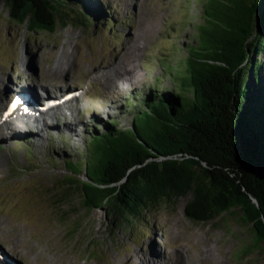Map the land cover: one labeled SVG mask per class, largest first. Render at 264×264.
<instances>
[{
	"label": "rangeland",
	"instance_id": "1",
	"mask_svg": "<svg viewBox=\"0 0 264 264\" xmlns=\"http://www.w3.org/2000/svg\"><path fill=\"white\" fill-rule=\"evenodd\" d=\"M80 1L96 7L99 16L89 25L59 21L55 32L31 30L28 21H14L9 7L0 4V120L21 86L46 83L42 87L53 95L56 83L80 96L70 103L73 113L66 118L0 131V244L11 251L8 256L18 264H138L130 254L152 250L150 264H164L160 259L167 256L176 261L179 251L189 264L193 259L199 264H264V243L251 247L253 231L238 210L196 222L186 214L191 197L186 195L126 222L109 214L108 207L88 210L77 190L59 195L71 174L66 160L82 159L93 133L104 132L109 120L129 127L147 88L156 82L160 89L173 86L204 22L205 0ZM65 47L74 59L72 68L52 74ZM127 53L137 77L111 86L94 78ZM167 65L172 76L164 70ZM75 178L85 180V173Z\"/></svg>",
	"mask_w": 264,
	"mask_h": 264
},
{
	"label": "trees",
	"instance_id": "2",
	"mask_svg": "<svg viewBox=\"0 0 264 264\" xmlns=\"http://www.w3.org/2000/svg\"><path fill=\"white\" fill-rule=\"evenodd\" d=\"M205 0L198 42L191 46L187 66L171 88L160 82L147 88L137 102L129 127L109 120L104 132L93 133L82 159L66 160L71 173L58 189L82 195L88 210L108 207L126 222L142 217L161 202L191 195L186 214L205 222L232 205H241V219L252 228L253 243H264V9L253 24L252 6L235 0ZM18 23L31 30L55 32L59 21L89 25L96 7L80 0H0ZM165 72L172 76L169 65ZM238 134L251 147L254 162L245 185L256 205L240 187L218 189L228 153H236ZM187 152L205 160H160ZM240 164V163H239ZM85 173V180L75 178ZM109 205L112 207L109 208Z\"/></svg>",
	"mask_w": 264,
	"mask_h": 264
},
{
	"label": "bare ground",
	"instance_id": "3",
	"mask_svg": "<svg viewBox=\"0 0 264 264\" xmlns=\"http://www.w3.org/2000/svg\"><path fill=\"white\" fill-rule=\"evenodd\" d=\"M137 32V31H136ZM135 34V33H134ZM137 33L136 35H138ZM135 35V36H136ZM135 39V38H134ZM133 40V39H132ZM139 41V39H135L134 42ZM133 42V43H134ZM136 43H134L135 45ZM139 46L137 45V48ZM129 50V49H128ZM119 58V57H118ZM114 61V60H113ZM72 62H74V59L72 58V54L69 52L68 48L65 47L59 54L58 57L56 58L54 65L52 66L50 72L52 74H56L60 72L61 74H66L68 73L71 68H72ZM21 65L25 67L24 61H21ZM111 65V64H110ZM127 73V74H126ZM138 75V70L136 69V65L133 63V57L131 54H125L121 56L117 61L115 60L113 62V66L110 69L100 71L98 72L97 75L94 76V78L101 79L103 81V84L105 86H111V85H116L118 82L121 84H126L131 78L137 77ZM63 76V75H62ZM101 81V82H102ZM60 83V82H59ZM51 84V83H50ZM53 84V83H52ZM61 84V83H60ZM43 86H47L46 83L43 84ZM41 85V87H42ZM1 87V86H0ZM21 89H24L31 95L30 99L24 102H16L15 105L21 108H31L34 112L32 115H28L26 113L24 114H15L12 112L7 118L1 117L0 120V131L5 130L6 128L11 129V130H18V129H33L35 126L37 127L39 124L44 121H48L50 119L56 118L58 116L66 118L68 114H72V101L77 100L79 97L78 95L74 94L73 97L65 99V101L60 102L59 105L47 109V110H41L40 106L37 105L39 103L38 101V95L40 97L41 91H38L35 93L34 91V85L30 87H24L21 86ZM35 89H37L35 87ZM42 89L45 90V92L48 90L47 88L42 87ZM53 89V88H51ZM57 90V95H59L62 91L65 90V88H62L60 85H56L55 83V88ZM44 92V93H45ZM1 98V97H0ZM2 101V100H1ZM71 103V105H70ZM33 121V122H31ZM39 127V126H38ZM36 131H39L37 129ZM200 250V249H199ZM199 254L205 257L204 251L202 252L201 250L199 251ZM153 252L152 250L149 252H144L140 253L139 251H133L132 254H130V258H136L139 260L138 264H150V255ZM8 253H11V251L6 250L1 244H0V260L4 259L5 260V255ZM179 257L177 260H173L172 258H167L160 259V262L163 261L164 264H189L186 262V258L184 255V252L179 251L178 252ZM162 255V254H160ZM211 255V254H209ZM13 256V255H12ZM178 256V255H177ZM208 256V255H207ZM210 259V256H208ZM2 261H0L1 263ZM137 264V263H136ZM156 264V261H155ZM190 264H199L195 259L191 261Z\"/></svg>",
	"mask_w": 264,
	"mask_h": 264
},
{
	"label": "water",
	"instance_id": "4",
	"mask_svg": "<svg viewBox=\"0 0 264 264\" xmlns=\"http://www.w3.org/2000/svg\"><path fill=\"white\" fill-rule=\"evenodd\" d=\"M227 5L236 6L239 3H235V0H221ZM247 6H252L253 10V24L257 28L258 26V18L260 16L261 11L264 9V0H241ZM191 47V46H190ZM189 47V50H190ZM189 54V53H188ZM238 138L236 139L235 150L233 154L228 153L227 158H222L223 163L216 164V168L219 169L220 172V179L218 183V189L226 190L229 193V188L236 190V187H240V189L247 194V196L251 199L253 203L256 205L258 201L256 197L250 193L245 185V177H246V169L242 165H250L251 162L253 163L254 160L252 158V149L251 147L242 139L241 135L238 134ZM196 159L200 162L201 166L209 167L208 163L205 160H202L199 156L189 154L187 152H179L178 154L172 156L162 157L160 160H168V159H175L179 161H185L190 159ZM240 163V164H239ZM240 211V218L243 214L241 205L235 203L230 207L229 210L225 212L219 213L218 215H224L226 213H237ZM252 229V228H251Z\"/></svg>",
	"mask_w": 264,
	"mask_h": 264
}]
</instances>
